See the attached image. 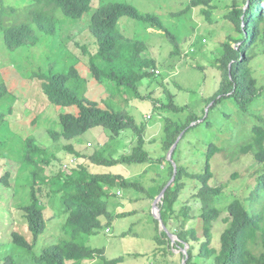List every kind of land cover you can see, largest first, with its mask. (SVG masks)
<instances>
[{
    "label": "rangeland",
    "instance_id": "1",
    "mask_svg": "<svg viewBox=\"0 0 264 264\" xmlns=\"http://www.w3.org/2000/svg\"><path fill=\"white\" fill-rule=\"evenodd\" d=\"M116 2L132 3L142 13H153L161 17L167 31L177 37L179 54L172 55L175 47L165 35L166 31L149 30L142 22L128 17L122 18L119 24L123 34L144 44L146 50L141 53L142 58L155 61V69H160L163 73L156 76L153 69L148 70L152 75L142 80L139 96L123 93L122 98L118 96L112 101L118 109H127L130 105L131 114L137 124L145 125L146 150L151 157L166 155L165 117L180 124H185L191 116L201 118L181 134L174 159L176 164L185 165L190 172L200 173L205 170V154L209 145L220 149L221 153L212 161L211 170L214 177L210 184L212 187H224L218 201V208L223 215L212 229V248L220 249V237L226 228L222 219L227 215V206L232 201L230 197L245 199L256 183L258 174L263 170L264 166L257 163L251 154L237 152V146L248 143L254 127L264 126V44L256 49L255 57L250 63L259 90L257 99L245 109H241L232 98L225 99L215 106L211 102L207 106L221 82L217 61L221 57L222 44L230 34L238 36L234 32L233 24L225 18L234 0L218 2L217 6L211 9L212 22L206 20L199 8L187 11L190 0H93L91 9L80 19L73 20L59 12L55 35L36 30L39 39L36 46L28 44L14 51L7 49L0 33V83L4 82L9 92L7 99H0V111L8 112V116L0 121V179L4 177L7 181L3 184L0 180V264H5L8 257H13L18 264H29L25 261L23 251L11 242L12 230L20 227L16 211L31 201L29 171L26 165L21 163L24 140L34 136L40 144L56 154L48 168L49 177L59 172L69 176L71 168L77 163L74 164L75 157L63 149L69 142H54L48 131H61L59 115H76L78 109L48 104L42 91V81L37 76L65 73L76 64L82 77L87 80L86 97L100 103L102 107H107L104 101L110 96V87L115 86V83L106 81L99 84L95 81L86 64L84 66L74 43L88 48L89 54H96V38L89 31L91 18L101 6ZM35 7L28 0H0V8L10 15L9 22H31V13L36 10ZM191 49L193 51H190ZM79 87L77 94L82 96V86ZM168 95H171L173 103L187 106V110L177 114L164 109L162 105L170 101ZM125 132L127 133L123 138L114 143L115 156H122L131 151L135 135L131 130ZM72 142L78 143L76 148L80 151H88L86 154L91 155L96 148H101L111 141L106 131L96 128ZM88 144H92L91 147ZM169 153L170 151L167 157ZM87 166L95 173H110L129 181H138L150 190L149 192L156 187L158 174H164L166 168L165 165L159 168L157 165H143L135 168L116 166L106 169L90 162H87ZM184 183L185 188L179 196L175 211L178 213L187 207L191 209L189 215L192 221L187 228L196 230L199 238V241L191 242L196 258L201 244L205 241L202 207L196 199L200 184L189 179L184 180ZM114 192L116 195L110 198L107 207L115 216H127L116 217L107 227L110 229L109 233L107 228L100 229L97 236L88 238L86 245L104 249L107 259L122 257V264L170 262L172 258L166 255L169 252L168 245L159 246L160 243L155 240L157 229L151 218L156 216L154 202L161 193L151 197L134 190L125 193L119 186ZM44 201L51 219L47 221V231L37 243V255L45 247L61 240V228L66 219L60 208H52L49 201ZM247 207L251 209V206ZM172 240L176 245L177 237H172ZM170 248L175 254L174 264H181L183 259L179 257V253L187 252L190 246L185 244L183 250H174L172 245ZM199 263L213 264V261L202 260ZM84 264H102V259Z\"/></svg>",
    "mask_w": 264,
    "mask_h": 264
},
{
    "label": "trees",
    "instance_id": "2",
    "mask_svg": "<svg viewBox=\"0 0 264 264\" xmlns=\"http://www.w3.org/2000/svg\"><path fill=\"white\" fill-rule=\"evenodd\" d=\"M28 1L36 6V10L31 13V22H9L10 15L0 8V33L9 51L28 44L36 46L39 43L36 30L55 35L59 24L57 19L59 12L67 18L77 20L91 9L93 3V0ZM222 1L224 0H190L186 10L199 8L206 20L212 22L211 9ZM230 6L225 18L233 24L234 32L238 36L230 34L222 44L221 57L217 61L221 82L207 106L211 102L215 106L225 99L232 98L241 109H245L257 99L259 91L250 63L255 57L256 49L264 44V0H234ZM124 17L142 22L158 31H166L165 35L175 47L173 54H179L177 37L167 31L161 17L153 13H142L132 3L116 2L101 6L91 18L89 31L96 38L98 48L96 54H89L88 48L74 43L81 54V60L90 69L96 81L100 84L106 81L115 83V86L110 87L112 90L110 96L104 101L107 107H102L100 103L86 97L87 80L80 75L76 64L65 73L50 76L38 74L48 104L78 109L76 115L70 113L59 115L61 131H48L54 142L60 140L69 142L63 149L67 154L73 155L74 164L77 163L71 168L69 176L59 172L49 177L48 168L56 154L40 144L34 136L24 140L21 163L25 164L29 171L31 201L16 211L20 227L12 230L11 242L23 251L25 261L29 264H84L92 263L98 258L102 259V264H122L124 260L122 257L107 259L104 256V249L87 246L88 238L97 236L100 229H106L116 217L127 216V214L115 216L107 207L110 198L116 195L114 191L118 186L125 193L134 190L150 197L162 192L175 175L174 165L167 159V153L184 131L201 120L198 116H191L185 124H180L165 117L166 155L157 157L149 155L146 150L145 125L137 124L131 114L130 105L127 109H118L112 101L118 96L121 97L123 93L139 96V85H142V80L152 75L148 70L156 68L155 61L141 56L146 50L145 45L123 34L119 21ZM79 85L82 86V96L77 94ZM8 96L6 84L0 83V99H7ZM168 96L170 101L162 105L164 109L177 114L187 110V106L173 103L171 95ZM7 114L8 112L0 111V121L4 120ZM96 128L106 131L111 142L87 155L88 151H80L72 141ZM126 130H131L135 135L131 151L122 156H115L114 143L123 138ZM88 145L91 147L92 144ZM237 152L251 154L257 163L264 166V126L254 127L248 143L237 146ZM175 153L176 150L172 157L173 161ZM219 153H221L219 148L209 145L205 154V170L200 173L190 172L185 165L177 163L175 180L158 205L167 230L161 229L156 216L151 217L157 229L155 240L160 243L159 246L168 245L169 252L166 255L172 260L167 264L175 263V254L170 251L171 245L174 250H183L185 244H189L190 248L187 255L184 252L179 253V257L183 259H180L181 264H184V261L186 264H200L199 261L202 260H212L213 264H264V167L245 199L230 197L232 201L227 206V215L222 219L226 228L220 237V249L211 247L212 229L223 215L218 208V201L224 187H212L210 184L214 177L211 170L212 161ZM87 162L106 169L116 166L135 168L143 165H157V168L165 165L166 168L164 174H158L156 187L149 192L150 190L138 181H129L120 175L110 173L92 172ZM186 179L200 184L196 199L202 207L205 241L201 244L196 258L191 242L199 241V238L196 230L187 228L192 221L189 215L191 209L187 207L178 213L175 211ZM0 180L3 184L7 183L4 177ZM44 199L52 204V208H60L66 219L61 228V240L45 247L37 255L35 252L37 243L47 231V221L51 219L47 214ZM247 205L251 206V209H248ZM168 232L177 236L176 245ZM153 255L156 256L154 253ZM5 264L18 263L13 257H8Z\"/></svg>",
    "mask_w": 264,
    "mask_h": 264
},
{
    "label": "water",
    "instance_id": "3",
    "mask_svg": "<svg viewBox=\"0 0 264 264\" xmlns=\"http://www.w3.org/2000/svg\"><path fill=\"white\" fill-rule=\"evenodd\" d=\"M179 140H180V138H179ZM179 140L174 144V146H173L172 149L170 150L169 157H168V160H170V161H172V155H173V153H174V151H175V149H176V147H177V145H178ZM172 163H173V165H174V168H175V175H176V169H177V166H176V164H175L173 161H172ZM175 175H174V177L172 178V180L169 182V184H168V185L162 190L161 194L156 198V200H155V202H154V210L156 211V217H157L158 220H159V223H160L161 228H162V229H165V230H167V229H166L165 225L163 224V221H162V218H161V210H160V208L158 207V204H159V202H161L162 199L164 198L165 193H166L168 187H169L170 185H172L173 181L175 180ZM168 234H169V236H170L171 238L174 237L170 232H168ZM184 253L186 254L187 252H184ZM184 264H186V261H184Z\"/></svg>",
    "mask_w": 264,
    "mask_h": 264
},
{
    "label": "clouds",
    "instance_id": "4",
    "mask_svg": "<svg viewBox=\"0 0 264 264\" xmlns=\"http://www.w3.org/2000/svg\"><path fill=\"white\" fill-rule=\"evenodd\" d=\"M149 28V30H154L153 28H150V27H148ZM155 30H157V29H155ZM158 31V30H157ZM205 41L203 40L202 41V43H204ZM22 48V47H21ZM20 49V48H19ZM97 50H98V48H97ZM190 51H193V49H191ZM88 52H90L89 50H88ZM97 53V52H96ZM188 53V51H186V54ZM92 55H94V54H92ZM172 55H173V53H172ZM218 63V62H217ZM83 64H84V62H83ZM84 66H85V64H84ZM89 69V68H88ZM79 71V70H78ZM89 71H90V69H89ZM80 73V72H79ZM153 73H156V76H160V75H162V71L160 70V69H153ZM80 75H81V73H80ZM91 75H92V73H91ZM82 76V75H81ZM85 79V78H84ZM94 79V78H93ZM96 81V80H95ZM98 82V81H97ZM99 83V82H98ZM100 84V83H99ZM214 104V103H213ZM147 117V116H146ZM80 140V139H79ZM179 140V139H178ZM177 140V141H178ZM75 146L78 144H76V143H74V142H72ZM89 146V145H88ZM178 146V145H177ZM177 148V147H176ZM176 150V149H175ZM175 152V151H174ZM174 154V153H173ZM172 157H173V155H172ZM170 161V160H169ZM173 161V160H172ZM171 161V162H172ZM174 163H175V161H173ZM173 164V163H172ZM176 164V163H175ZM176 166H177V164H176ZM163 200V199H162ZM162 202V201H161ZM161 202H159V204L161 203ZM158 204V205H159ZM159 207V206H158ZM162 229V228H161ZM110 232V229L109 228H107V233H109ZM173 235V234H172ZM173 236H175V235H173ZM177 237V236H176ZM172 239V238H171ZM174 243H175V241H173Z\"/></svg>",
    "mask_w": 264,
    "mask_h": 264
}]
</instances>
